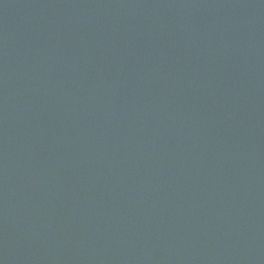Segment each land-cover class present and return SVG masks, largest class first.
Here are the masks:
<instances>
[{"label": "water", "instance_id": "1", "mask_svg": "<svg viewBox=\"0 0 264 264\" xmlns=\"http://www.w3.org/2000/svg\"><path fill=\"white\" fill-rule=\"evenodd\" d=\"M0 264H264V0H0Z\"/></svg>", "mask_w": 264, "mask_h": 264}]
</instances>
